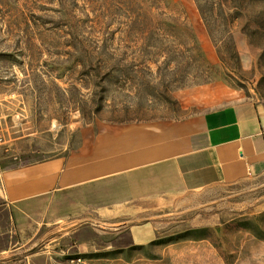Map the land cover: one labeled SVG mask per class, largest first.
<instances>
[{"label": "rangeland", "instance_id": "374dc122", "mask_svg": "<svg viewBox=\"0 0 264 264\" xmlns=\"http://www.w3.org/2000/svg\"><path fill=\"white\" fill-rule=\"evenodd\" d=\"M237 101L264 103V0H0L8 166L83 170L121 128ZM63 193L23 235L0 213V264H264V175L129 219Z\"/></svg>", "mask_w": 264, "mask_h": 264}, {"label": "crops", "instance_id": "0c3cea01", "mask_svg": "<svg viewBox=\"0 0 264 264\" xmlns=\"http://www.w3.org/2000/svg\"><path fill=\"white\" fill-rule=\"evenodd\" d=\"M117 136L88 152L83 170L73 155L67 163L17 168L0 158V213L8 209L14 224L23 217L17 228L23 235L31 220L46 219V212L36 217L33 207L46 205L48 196L62 204L63 191L85 195L87 213L129 219L151 206L184 203L191 192L264 175V103L212 106L181 120L121 128Z\"/></svg>", "mask_w": 264, "mask_h": 264}, {"label": "built area", "instance_id": "2783aa9c", "mask_svg": "<svg viewBox=\"0 0 264 264\" xmlns=\"http://www.w3.org/2000/svg\"><path fill=\"white\" fill-rule=\"evenodd\" d=\"M8 141L6 140V136L4 130L0 128V148L6 147Z\"/></svg>", "mask_w": 264, "mask_h": 264}, {"label": "trees", "instance_id": "16d2710c", "mask_svg": "<svg viewBox=\"0 0 264 264\" xmlns=\"http://www.w3.org/2000/svg\"><path fill=\"white\" fill-rule=\"evenodd\" d=\"M200 10H201V12H202V15H203V17H204V20L206 21V24L208 25V27H209V21H208V18L205 16V13H204V11L200 8Z\"/></svg>", "mask_w": 264, "mask_h": 264}]
</instances>
